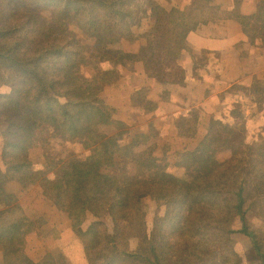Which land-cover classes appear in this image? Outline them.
Returning <instances> with one entry per match:
<instances>
[{
	"label": "trees",
	"instance_id": "trees-1",
	"mask_svg": "<svg viewBox=\"0 0 264 264\" xmlns=\"http://www.w3.org/2000/svg\"><path fill=\"white\" fill-rule=\"evenodd\" d=\"M189 1L183 10L166 11L157 0H0V84L11 87L8 95L0 96V124L6 126L0 195L11 179L22 184L40 179L39 194L69 214L73 228L93 217L87 264H216L217 252L222 254L220 264H240L230 238L235 233L250 241L259 264H264V230L255 228L258 216L264 223L263 134L260 145L236 143L235 133L230 134L232 156L206 166L205 157L212 159L209 155L221 146L222 132L215 128L234 127L213 118L204 141L175 155V165L193 175L187 185L166 171L156 179L145 175L146 160L158 167L162 159L153 151L136 150L137 140L101 143L80 172L62 169L54 179L46 177L45 170L31 168L29 150L44 132L51 131L43 142L50 137L73 143L85 141L103 126L125 127L114 118L118 82L110 67L113 60L124 58L118 47L121 40L130 34L137 12L142 9L146 16L149 9L146 36L152 63L147 72L165 80L177 42L213 13V0ZM71 25L79 26L94 44L68 36ZM88 66L85 74L82 69ZM237 109L232 114L239 119ZM131 165L139 173L133 174ZM249 188L258 196L245 208L243 197ZM145 195L154 196L165 208L150 232L142 211ZM33 228L18 204L0 210V245L7 254L21 249ZM131 238L139 240L135 251L128 245ZM60 260L64 264L65 259Z\"/></svg>",
	"mask_w": 264,
	"mask_h": 264
},
{
	"label": "crops",
	"instance_id": "crops-1",
	"mask_svg": "<svg viewBox=\"0 0 264 264\" xmlns=\"http://www.w3.org/2000/svg\"><path fill=\"white\" fill-rule=\"evenodd\" d=\"M210 6L214 18L177 42L167 80L149 75L150 62L138 50L118 76L114 118L139 138L158 134L157 142L160 147L167 142L170 154L200 144L213 118L235 123V108L245 119L255 114V103L264 112V0H213ZM236 90L243 94L237 97ZM258 121L264 124V117ZM190 124L194 131L187 133ZM20 205L34 228L21 249L7 254L0 245V264H61L62 258L64 264H87L84 236L90 216L73 228L71 216L42 195Z\"/></svg>",
	"mask_w": 264,
	"mask_h": 264
},
{
	"label": "rangeland",
	"instance_id": "rangeland-1",
	"mask_svg": "<svg viewBox=\"0 0 264 264\" xmlns=\"http://www.w3.org/2000/svg\"><path fill=\"white\" fill-rule=\"evenodd\" d=\"M158 4L164 9H172V8H180L182 5L184 7H189L190 1L189 0H157ZM138 10V9H137ZM143 10L140 9L139 12H137L136 20L131 25V31L128 36H125L120 44L119 48L123 50L125 48L126 53L129 54L130 57H127L126 53L124 55V58L117 61L113 60L115 62H112L110 64V67L112 66L113 69H115V77L116 80H118V76L122 73V71L126 68H129L133 61L135 60V57L138 55L135 54V52L138 50V53H141V56L145 59H148L149 62L152 63V60L149 59V51L148 47L149 45L144 44L143 42H149L150 40L146 36V32L148 29V22L145 21L149 19L147 15L150 14V10L148 9V13L146 16L143 14ZM48 19L54 21V18L50 15H48ZM206 20L210 21L214 18V14H206ZM67 35L77 38L80 43L87 44L89 46L93 45L95 40L88 37L87 35L83 34L79 28L76 25H71L67 28ZM143 41V42H140ZM145 45V47H144ZM147 45V46H146ZM101 64L98 62V65L101 67ZM91 66H88L86 69H82V71L87 74ZM166 72H168L166 70ZM164 70H159L158 73L160 74H166ZM170 75V72L167 73ZM161 77V76H160ZM168 78V77H167ZM167 78L165 80H167ZM11 91V87L9 84L3 83L0 84V96L2 95H8ZM239 90L235 91V95L237 97L241 96L243 93L238 94ZM117 93V91H116ZM144 102H141L142 106L144 105ZM255 114L251 118H244L243 113L240 109H237L241 113V117L237 119L235 116V122L236 124H229L231 126V129H220L215 128V131L217 133L222 132L220 136V147L217 149V151H214L213 155H209L212 159L209 157H205V163L206 166H213V164L217 162H224L227 159L232 156L234 146L229 143V135L234 134V139L236 143L243 142L244 145H260L262 142L260 140L261 134L264 135V130L262 132L261 126L264 124H260L258 120H261L262 117H264V112L262 111L261 107H259V104L255 103ZM249 120H253V122H257V124H248ZM210 126V125H209ZM5 125L0 124V153L2 152V146H3V132L5 131ZM187 133H191L194 131V127L190 124L188 128H186ZM223 131H226L223 133ZM50 130L48 132H44L41 134V138L39 141L33 145V147L29 150L28 156L32 163V169L36 171H43L46 172V177L50 179H54L58 176L60 171L62 169H66L71 173L80 172L83 167L84 161L91 155L92 151L97 146H101L104 142H111L115 144H123V143H130L132 141L137 140L138 146L136 147V150H142L145 153H151L153 151V154L157 150L160 154L155 157L157 159H162V162L157 163L158 167H155L154 161L146 160L145 161V175L151 177V179H156L157 175L161 172H167L173 176H175L179 182L182 184H190L192 181V173L190 171H187L183 167H179L175 165V161L177 160V157H175L176 154H170L169 153V146L167 142H163L160 147V142H157V138L159 135L157 134H151L146 139L139 138L137 135H133V131L131 129L129 130V127H107L103 126L99 129L98 133L95 135L90 136L88 139H85V141L80 142H60L57 138H47L48 140L43 142V138H46L45 135L50 134ZM262 132V133H261ZM243 136L242 140H239ZM205 139V138H204ZM204 141V140H203ZM226 141V142H225ZM102 143V144H101ZM233 143V142H232ZM199 145V144H198ZM198 145L194 146L192 149L196 148ZM212 148V146H211ZM214 149V148H213ZM185 150V149H184ZM209 148V152H210ZM223 150H226L225 152H222ZM231 151V152H230ZM4 166L2 165V161L0 159V169H3ZM130 168H132V173L136 174V166L131 165ZM143 169V168H142ZM139 173V172H137ZM40 179L34 182H28L23 183L17 181L16 179L10 180L6 182L4 194L0 195V210H6L11 205L18 204L20 207V203H29V201H32L33 198L40 195L39 188ZM12 185L9 190H7V186ZM258 192L255 189L249 188L245 193L243 197V205L245 208H247L250 204L254 202V200L257 198ZM22 208V207H21ZM23 209V208H22ZM59 212H61L58 208H56ZM164 206H160L157 202L156 198L151 195H145L142 197V211L144 213V223L147 227V232H150L153 228L155 219L158 216H161L164 213ZM24 211V209H23ZM25 213V211H24ZM254 214H257V212H254ZM29 218V217H28ZM254 218V217H253ZM261 215L258 216L257 219H260ZM30 219V218H29ZM90 219H92L91 222H89L88 228L86 230V234L84 236L85 238V250L87 255V248H90L91 244V236L92 233L90 231V225L94 221V218L90 216ZM256 219V218H254ZM256 219L255 228H260L264 230V223L261 221H258ZM87 221L88 220L87 218ZM87 221L85 223H87ZM110 225V221H108ZM235 229H239V225L237 222L234 224ZM231 241L233 242V247L237 252V255L241 258L240 264H259L258 259L254 253V251L251 249L250 241L246 239L241 234H231L230 236ZM139 240L137 238H131L128 242L129 248L131 251H135L137 248ZM92 245V244H91ZM222 254L221 252H217L214 256V261L216 264H220Z\"/></svg>",
	"mask_w": 264,
	"mask_h": 264
}]
</instances>
